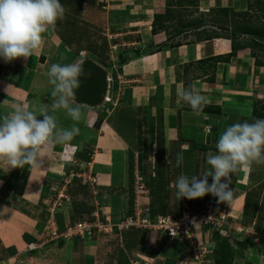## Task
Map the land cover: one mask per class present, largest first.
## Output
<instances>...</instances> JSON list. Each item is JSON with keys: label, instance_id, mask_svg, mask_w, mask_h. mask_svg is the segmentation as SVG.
<instances>
[{"label": "crops", "instance_id": "crops-1", "mask_svg": "<svg viewBox=\"0 0 264 264\" xmlns=\"http://www.w3.org/2000/svg\"><path fill=\"white\" fill-rule=\"evenodd\" d=\"M59 2L65 8L63 19L75 23L71 31L95 25L110 37L106 42L115 51L119 78L113 97L118 102L108 114L96 112V118L88 112L90 107L80 105L78 122L63 110H52L50 66L65 64V59L66 64L79 60L76 55L70 60L74 51L57 36L61 26L67 27L62 21L43 34L42 49L26 61L18 58L5 63L0 58V118L9 115L16 103L32 109L45 106L60 127L76 124L80 129L70 142L47 145L41 153L42 167L10 169L0 162V264H129L133 258L147 264H187L189 255L181 241L169 242L155 231L117 230L133 212L134 176L137 173L145 183L156 173L161 175L155 178V186L160 181L162 187L151 193L147 188L148 194L139 198L149 213L158 203L161 216L202 212L209 195L178 200L174 182L181 174L200 175L209 169L206 153L216 151L226 125L264 119V66L257 63L264 62V50L251 47L248 35L238 42L244 46L232 55L226 38L200 41L195 32L188 31L166 40L162 31L152 34L153 16L164 13L165 0ZM218 9L244 12L248 0H198L200 13ZM189 32L193 34L183 37ZM181 86L199 89L207 98L199 115L180 100ZM156 152L163 162L159 169L154 166ZM178 154L183 157L179 167L175 163ZM88 174L95 178L94 185L87 182ZM230 187L234 202L227 205L216 200V204L232 222L252 226L264 235V164L233 173ZM62 195L65 199L51 213L52 203ZM93 217L109 224L111 232L88 241L45 240L48 228L60 233L68 225ZM206 230H196L201 241ZM126 241L129 248L124 246ZM209 264H213L210 256Z\"/></svg>", "mask_w": 264, "mask_h": 264}, {"label": "clouds", "instance_id": "clouds-1", "mask_svg": "<svg viewBox=\"0 0 264 264\" xmlns=\"http://www.w3.org/2000/svg\"><path fill=\"white\" fill-rule=\"evenodd\" d=\"M64 15L65 8L59 0H0V58L9 63L18 58L26 61L32 57L43 47V34L49 28L54 29ZM91 75V72L85 73L83 59L52 64L48 71L52 110H63L71 120L80 121L82 110L75 93L80 87V78L88 79ZM178 96L197 115L208 103L200 90L191 86H181ZM79 132L76 124L70 128L60 127L48 107L32 109L16 103L9 115L0 118V162L10 169L26 165L42 167L41 153L47 145L70 142ZM215 147V152L206 153L208 170L200 175L181 174L175 180L178 200L211 194L218 203H233L236 197L230 187L232 174L241 169L251 171L253 164H264V119L253 118L251 122L246 119L226 125ZM182 162L183 157L178 154L176 166Z\"/></svg>", "mask_w": 264, "mask_h": 264}, {"label": "built area", "instance_id": "built-area-1", "mask_svg": "<svg viewBox=\"0 0 264 264\" xmlns=\"http://www.w3.org/2000/svg\"><path fill=\"white\" fill-rule=\"evenodd\" d=\"M108 39H110V37H108ZM85 56V51L82 50L78 52L80 60L84 59ZM106 84V92L99 107L108 114V112L111 111V108L105 106L111 105V107L114 108L117 99L112 100V98L109 97L113 85L112 78L106 76ZM73 164H75L83 175L84 169L81 167L80 163L77 160H73ZM86 180L91 185L96 183L95 178L90 176V174L86 176ZM147 194L148 189L143 178L136 173L133 180V212L132 215L125 217L117 225V230L123 231L134 228L147 232L155 231L160 236L165 237L169 242L175 240L181 241L185 245L187 254L189 255V261L187 264H209V256L212 254L214 248V243L212 241L213 231L220 232L235 253H237L238 250H241L240 246L237 245V242H240L243 239L247 240V244L251 243L258 248L262 246V241L264 242V236L257 234L252 226H243L239 222H232L229 220L230 217L228 216L227 211L216 204L217 198L211 194H209L202 212L198 214L183 212L177 217L161 215L150 217L149 209L147 207H142L139 204V198ZM63 199H65V197L62 195L52 203V206L50 207L51 213L55 208L61 205V200ZM199 227H207L205 237L202 241L196 236V230ZM49 229L48 238L45 239L48 241L57 239H79L82 241H88L99 233L108 235L111 232V226L107 223H102L97 217H93V220L77 221L68 225L60 233H57L51 228H48V230ZM233 235H236V237ZM235 262L239 263V261L234 259L233 263ZM129 264L147 263L144 260L142 262L137 258H133L129 260Z\"/></svg>", "mask_w": 264, "mask_h": 264}, {"label": "trees", "instance_id": "trees-1", "mask_svg": "<svg viewBox=\"0 0 264 264\" xmlns=\"http://www.w3.org/2000/svg\"><path fill=\"white\" fill-rule=\"evenodd\" d=\"M256 6V9L260 13L261 16H259L260 21H263L262 23H258L255 25H251L247 22L239 23L235 22L234 25L228 26L229 29H231V32H229L228 40L231 42V48H232V55L238 50L241 49L244 45L239 44L236 42L235 37L237 35L241 36H251L254 38L252 41L250 40L251 47H256L258 50L261 51V49L264 50V44H261L259 40L262 42L264 41V0H256L253 3ZM253 4L251 3V0H248V9L244 12L239 13H233L228 12L226 9H218V10H209L207 11V14L204 15L202 13L198 14V0H165V10L163 14H156L153 16V21L151 25V33L156 34L158 31L165 32L169 28H171V23L176 22V26L173 27L172 31V37L180 35L182 33H186L188 31L195 32L197 35V39L200 41L203 40H211L213 38H217L218 36L213 34L212 32H209L205 30L204 22L205 19L208 16H211V24L215 26L222 27L223 22L226 21L227 18H230L232 16L234 17H244L247 15L248 12L253 8ZM196 15V16H193ZM232 15V16H230ZM64 23V25L70 26V28H74L75 23L71 22L68 19H62L57 22L56 25L60 26V23ZM78 26V25H77ZM68 31L69 39L66 40L64 38V33H59L57 36L59 37L60 41L65 44L66 46L70 47L73 44H77L80 42L81 39L85 38L87 34L89 33V29L84 26H79L75 31H71V29ZM222 29V28H218ZM58 30V29H57ZM196 30H199V32H196ZM227 31V30H225ZM108 44L106 42V38L101 37L99 38V42H87L85 48L83 51L86 52V54H90V56L94 57L99 62L106 63L108 60L107 53L108 51ZM110 50V49H109ZM81 50L76 51V56L78 55V52ZM87 56V55H86ZM120 57V56H119ZM223 57H219L216 59H222ZM257 62V61H256ZM259 65L264 66V62H257ZM205 110V108L203 109ZM207 110V109H206ZM138 129L140 130V125H137ZM141 133L138 132V134ZM158 151V148H157ZM154 166L159 169V167H163V162L161 161V158L159 156V153L156 152L154 155ZM160 177L161 175L159 173L155 174L154 178H149L145 185L149 190V193H151L153 190L157 191V189H160L162 187L160 181L156 183L155 186V178ZM160 180V178H159ZM156 202V201H155ZM158 203V208H155V210L150 211V217H154L157 215H163L161 214L162 211L159 209L161 208V204ZM136 233H132L130 236H135ZM261 236H264L261 234ZM134 240V239H133ZM212 241L214 243V248L212 250V254L210 255L211 259L213 260V264H233V260L235 257V253L228 243V241L225 239V237L218 231L212 232ZM134 242V241H133ZM247 244V240H242L240 242H237V245L241 248H244ZM124 246L126 248H129V245L126 241L124 243ZM264 248V247H260ZM242 264V262L237 263Z\"/></svg>", "mask_w": 264, "mask_h": 264}, {"label": "rangeland", "instance_id": "rangeland-1", "mask_svg": "<svg viewBox=\"0 0 264 264\" xmlns=\"http://www.w3.org/2000/svg\"><path fill=\"white\" fill-rule=\"evenodd\" d=\"M254 1H256V0H251V3L253 4ZM256 12H258V11L256 9V6L253 4V8L250 10V12L247 13V15H245L244 17H242V16L241 17H234V16L230 15L232 17L227 18L226 21L223 22L222 27H219V26L217 27V26L211 24V22H210L211 21V16H208L205 19L204 27L203 28L205 30L209 31V32H212L213 34L217 35L218 37L228 38V36H230L229 35V32H231V29H229V28H230V26L234 25L235 22H239V23L247 22V23H249L251 25H255V24H258V23H262L263 21H260V18H259V16H261L260 13H256ZM198 14H200V12L197 13V15ZM202 14L206 15L207 12H203ZM193 16H196V15H193ZM61 24L63 25L64 23H61ZM83 24H84V22H83ZM171 25L173 27H175L176 26V22L171 23ZM172 26H171V28H169L167 31L164 32V35H165V39L166 40H168L172 36V31H171V30H173L172 29L173 28ZM228 26H229V28H228ZM61 27L63 28V29L60 30L61 33H64V38L66 40H68L69 39V35H68L69 29L68 28H70V26H67L66 28L63 27V26H61ZM92 27H93V29L95 28V30L90 29L89 30V33L87 34V36L85 38H83V39L80 40V42L78 43L79 45H77V44L71 45L69 47L70 50H72L74 52H76L78 50H84L87 42L88 43L89 42H99V38H101V37H103V38L105 37L106 40H107L108 36H104L103 34H101L99 28L95 27V25H92ZM218 28H222V29H218ZM225 30H227V31H225ZM188 34H193V33H190L189 32L186 35H183V37L184 36H188ZM242 38H244V40H246L249 37L246 36V35L245 36L237 35L235 37V40H236V42H239ZM249 39L252 41L254 38H249ZM74 52H72V54L70 53V57H71L70 60H73L74 59V57L76 55ZM68 53L69 52H67V54ZM107 56H108V60L104 64H103V62H99L94 57L90 56V54H87V56L85 58L88 59V60L93 61L95 64H97L98 66H100L106 72V76H108V78H112L113 85H112V89L110 90L109 97L112 98V100H114V97H113V93L114 92L113 91L116 88L117 78H119V76H118V74L116 72L117 67H116V69L114 68L115 65H116V61H115V51L113 52L110 49L109 52L107 53ZM63 59H64V57H63ZM63 62H65V64H66V59L63 60ZM105 107L111 108V110H112L111 105H107ZM90 109H92V108H90ZM90 109H89L88 112H92L93 113L92 116L94 118L97 117L96 112H100V114H103V115L106 114L103 109H102V111H100L101 109H100L99 106L96 107V108H93L92 110H90ZM123 113H124V111H123ZM129 134H130V132H127V135H129ZM261 245H262V247H264V242L263 241H262ZM243 249L246 250V251H243L244 253H242V250ZM248 249L250 251L248 252V255L247 254L245 255V253L248 251ZM234 259L236 261H239V262L242 261V264H264V248H261L260 249V248L254 246L251 243L250 244H246V246L244 248H241V250H238L237 254H235ZM236 263H238V262H235L233 264H236Z\"/></svg>", "mask_w": 264, "mask_h": 264}, {"label": "water", "instance_id": "water-1", "mask_svg": "<svg viewBox=\"0 0 264 264\" xmlns=\"http://www.w3.org/2000/svg\"><path fill=\"white\" fill-rule=\"evenodd\" d=\"M84 60L85 73L91 72V77L80 78V87L76 90L75 98L80 105L95 108L100 105L106 92V72L100 66L88 59Z\"/></svg>", "mask_w": 264, "mask_h": 264}]
</instances>
